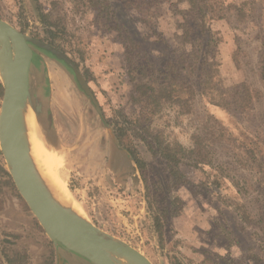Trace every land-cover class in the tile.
Segmentation results:
<instances>
[{
  "label": "rangeland",
  "instance_id": "1",
  "mask_svg": "<svg viewBox=\"0 0 264 264\" xmlns=\"http://www.w3.org/2000/svg\"><path fill=\"white\" fill-rule=\"evenodd\" d=\"M109 1L119 24L130 33H152L140 24L135 30L120 0ZM140 1L151 4L150 14L144 5L142 15L131 13L133 19L155 26L165 43L152 39L134 50L128 42L123 47L117 33L103 29L104 23L86 0H0V19L28 37L47 44L52 41L54 46L50 45L77 66L102 112L101 119L63 63L33 48L29 93L33 106L40 105L36 119L42 150L59 163L57 176L79 207L78 215L136 249L152 264H264V233L257 227L259 222L264 224L260 220L264 219V195L256 191L254 172L237 163L226 143L201 153L200 158L207 155L211 159L212 168L197 167V152L180 164L185 182L179 186L170 181L164 162L149 150L157 138L164 144L192 149L193 137L207 125L205 117L211 116L237 144L259 152L264 159V84L258 77L264 0H245L243 21L237 22L228 13L225 20L210 23L221 39L217 60L223 87L232 95L233 87L245 83L261 97L244 113L230 115L196 97L190 113L180 114L177 107L167 105L154 116L137 103L129 68L134 54L150 48L165 55L180 54L182 19L178 12L188 5L176 0ZM53 75L59 84L52 80ZM111 133L123 150L113 143ZM129 153L144 162L142 171ZM33 159L42 170V163ZM216 180L218 191L214 189ZM231 183L238 185L234 188ZM147 188L160 210V234L154 227L155 211L147 204ZM175 198L181 205L173 213L168 204ZM225 200L244 204L254 226L225 207ZM165 208L170 212L164 215ZM57 252L85 262L78 255L55 249L18 194L0 153V264H57Z\"/></svg>",
  "mask_w": 264,
  "mask_h": 264
},
{
  "label": "trees",
  "instance_id": "2",
  "mask_svg": "<svg viewBox=\"0 0 264 264\" xmlns=\"http://www.w3.org/2000/svg\"><path fill=\"white\" fill-rule=\"evenodd\" d=\"M70 1L76 3L82 0ZM176 1L188 5L187 10L178 12L182 19V23L179 25L182 41L180 54L173 56L171 52L169 55H165L156 48L134 54L133 64L129 68V81L137 103H141L142 108L148 111L149 116L157 115L163 106L167 105L177 107L180 114L190 113L191 102L196 97L205 100L207 105L225 111L230 115L233 112L244 113L254 101L261 97V93L245 83L233 87L231 90L232 95L223 87L219 76L220 62L217 60L218 46L221 39L219 33L212 29L210 23L225 20L228 13H232L237 22L243 21L246 18L245 10L248 3L245 0L239 3L236 0H229V2L227 0ZM86 2L90 9H93L97 14V18L104 23L103 29L107 32L117 33L119 39L123 40V47H126V42H128L134 50H140L141 43L152 39L155 40V43H165L163 37L156 31L155 26L149 25L144 20H134L131 15L133 12L142 15L140 8L144 5H146L145 11L150 14L151 4H146L140 0H120L125 14L129 19L132 18L133 28L137 30L138 24L145 25L152 32L150 35L141 34L139 36L138 31H135L134 34L130 33L127 26L119 24L116 9L109 0H86ZM43 18L46 20V16H43ZM134 36H139L138 40H135ZM262 39V51L258 60V77L264 84V36ZM49 44L53 45L52 41ZM183 46L189 47V50L186 51ZM1 95L2 85L0 82V98ZM205 120L207 125L198 130L197 136L193 137L192 149L187 150L177 143L164 144L158 138L154 146L149 147L153 155H157L169 169L170 181L174 182L176 186L185 182L179 166L184 161L189 160V157L195 156L196 152L197 167L200 165L212 168L213 162L211 159H208L207 155L200 158V155L202 152L207 154L210 146L224 142L233 151L237 163L242 168L254 172L256 191L258 194L264 195V159L259 152L237 144L236 139L232 138L215 118L206 116ZM129 156L137 169L142 171L144 162L132 153H129ZM218 181H214V189L217 191L220 188ZM231 185L236 188L238 184L231 183ZM146 197L149 208L155 211L153 216L154 227L160 234L162 230L160 210L154 206L157 205L155 201H151L148 188ZM168 205L173 211L175 210L173 213H176L181 201L175 198ZM223 205L233 210L242 222L252 223L254 226L255 220L244 204L235 201L229 203L225 200ZM168 208L164 209V215L165 212H170L167 210ZM260 220L264 222L263 218ZM257 227L264 233V224L259 222Z\"/></svg>",
  "mask_w": 264,
  "mask_h": 264
},
{
  "label": "water",
  "instance_id": "3",
  "mask_svg": "<svg viewBox=\"0 0 264 264\" xmlns=\"http://www.w3.org/2000/svg\"><path fill=\"white\" fill-rule=\"evenodd\" d=\"M32 47L63 63L73 73L78 89L102 117L101 109L85 78L63 52L41 40L26 36L0 19V153L18 194L56 250L60 247L91 264H119L114 259L115 255L124 257L132 264H152L136 249L103 233L82 215L61 207L51 199L40 170L28 153L22 134V106L28 103L35 116L40 110L39 104L33 106L29 93ZM45 77H48L46 71ZM111 138L115 143L112 135ZM63 263L64 258L57 252V264Z\"/></svg>",
  "mask_w": 264,
  "mask_h": 264
},
{
  "label": "bare ground",
  "instance_id": "4",
  "mask_svg": "<svg viewBox=\"0 0 264 264\" xmlns=\"http://www.w3.org/2000/svg\"><path fill=\"white\" fill-rule=\"evenodd\" d=\"M51 78L55 81V83L59 84V80L54 75L51 76ZM21 125L22 134L26 142L29 155L42 163V170L41 164H39L40 175L51 199L61 207L68 208L77 215L80 214L79 207L69 197L68 192L59 181L57 176V170L60 167L59 163L42 150V144L39 139L40 136H38L39 132L37 119L28 103H25V105L21 108ZM114 259L119 264H132L129 260L119 255H115Z\"/></svg>",
  "mask_w": 264,
  "mask_h": 264
},
{
  "label": "flooded vegetation",
  "instance_id": "5",
  "mask_svg": "<svg viewBox=\"0 0 264 264\" xmlns=\"http://www.w3.org/2000/svg\"><path fill=\"white\" fill-rule=\"evenodd\" d=\"M34 47H32V50H33V56L35 55V51H34V49H33ZM102 113V112H101ZM101 119L103 118V116L101 117V116H99ZM48 123H49V125H51V121H50V115L48 116ZM108 127V126H107ZM111 135L113 136V138H115L116 137V134H113V133H111ZM60 248V247H59ZM63 255H64V263L63 264H91L90 262H88L87 260H85L84 258H83V261H85V262H79L78 260H76L71 254H70V256H72L73 258H71V259H69L68 258V254H65V253H63ZM80 257V256H79ZM82 258V257H81Z\"/></svg>",
  "mask_w": 264,
  "mask_h": 264
}]
</instances>
